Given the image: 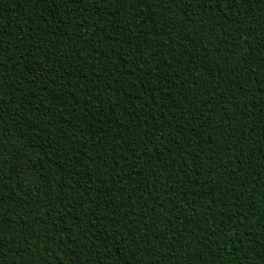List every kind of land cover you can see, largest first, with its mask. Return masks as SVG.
Listing matches in <instances>:
<instances>
[{
    "label": "trees",
    "instance_id": "16d2710c",
    "mask_svg": "<svg viewBox=\"0 0 264 264\" xmlns=\"http://www.w3.org/2000/svg\"><path fill=\"white\" fill-rule=\"evenodd\" d=\"M0 264H264V0H0Z\"/></svg>",
    "mask_w": 264,
    "mask_h": 264
}]
</instances>
